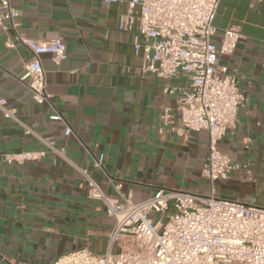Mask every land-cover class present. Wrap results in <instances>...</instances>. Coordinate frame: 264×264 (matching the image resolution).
Returning <instances> with one entry per match:
<instances>
[{"label": "crops", "instance_id": "obj_1", "mask_svg": "<svg viewBox=\"0 0 264 264\" xmlns=\"http://www.w3.org/2000/svg\"><path fill=\"white\" fill-rule=\"evenodd\" d=\"M18 9L19 31L27 37L61 38L66 59L41 56L47 91L63 120L52 121L48 107L34 102L19 77L31 58L21 44L5 46L12 31L0 28V95L15 107L17 118L41 137H52L66 158L89 170L102 191L115 198L109 178L122 183L132 201L159 188L206 194L201 174L207 154L205 131L180 130L177 93L184 78L167 79L142 71L133 50L137 24L121 30L124 2L103 0H11ZM212 36L236 26L241 34L234 51L220 56L238 79L245 97L236 123L219 142L237 165L217 181L216 195L264 206V0H220ZM170 117L164 120V109ZM71 134L64 136L65 127ZM46 150L31 134L0 112V264H53L64 253L87 246L103 253L113 219L104 205L86 196L82 175L54 152L18 164L5 159L17 151ZM104 155L102 167L94 159ZM113 250L115 248H112Z\"/></svg>", "mask_w": 264, "mask_h": 264}, {"label": "built area", "instance_id": "obj_2", "mask_svg": "<svg viewBox=\"0 0 264 264\" xmlns=\"http://www.w3.org/2000/svg\"><path fill=\"white\" fill-rule=\"evenodd\" d=\"M107 4L124 2L118 28L131 30L137 24L133 50L142 60V71L170 80L184 78L185 85L166 86L175 92L180 116V130L205 131L207 154L201 174L208 182V192L197 194L159 188L151 196L132 201L121 192L122 183L109 178L120 198L106 195L88 169L69 161L63 147L52 137H41L16 116L0 95L3 117L17 122L25 134L40 140L46 150L17 151L5 155L8 161L21 164L41 159L47 151L67 160L84 179L86 196L100 201L113 225L108 248L96 253L83 246L59 255L53 264H264V206L223 199L216 195L214 184L226 179L237 168L221 151L219 142L236 123L239 106L245 97L237 87V76L220 62L230 55L241 34L236 26L224 27L218 42L214 17L220 0H103ZM19 10L11 0H0V28L12 36L5 46L26 47L31 58L19 77L32 100L48 107L52 121H62L52 94L47 91L46 72L41 56L49 54L55 63L66 59L61 38L34 39L22 34L16 22ZM164 120L170 110L164 109ZM64 136L71 134L69 126ZM104 155L94 159L102 167ZM112 248H115L114 251Z\"/></svg>", "mask_w": 264, "mask_h": 264}, {"label": "rangeland", "instance_id": "obj_3", "mask_svg": "<svg viewBox=\"0 0 264 264\" xmlns=\"http://www.w3.org/2000/svg\"><path fill=\"white\" fill-rule=\"evenodd\" d=\"M114 251H116V249H114Z\"/></svg>", "mask_w": 264, "mask_h": 264}]
</instances>
